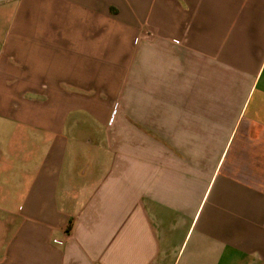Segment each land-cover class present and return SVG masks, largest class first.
Wrapping results in <instances>:
<instances>
[{"label":"crops","instance_id":"1","mask_svg":"<svg viewBox=\"0 0 264 264\" xmlns=\"http://www.w3.org/2000/svg\"><path fill=\"white\" fill-rule=\"evenodd\" d=\"M0 264H264V0H0Z\"/></svg>","mask_w":264,"mask_h":264},{"label":"built area","instance_id":"2","mask_svg":"<svg viewBox=\"0 0 264 264\" xmlns=\"http://www.w3.org/2000/svg\"><path fill=\"white\" fill-rule=\"evenodd\" d=\"M175 42H178V40H175ZM54 242L57 243V244H62V243H63V242L60 241V240H54Z\"/></svg>","mask_w":264,"mask_h":264}]
</instances>
